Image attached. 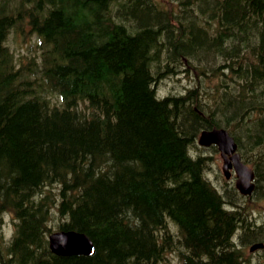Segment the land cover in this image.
<instances>
[{
    "label": "trees",
    "instance_id": "obj_1",
    "mask_svg": "<svg viewBox=\"0 0 264 264\" xmlns=\"http://www.w3.org/2000/svg\"><path fill=\"white\" fill-rule=\"evenodd\" d=\"M185 67L197 81L160 95ZM212 128L264 194V0H0V264H260L253 194L206 176ZM72 230L91 255L49 248Z\"/></svg>",
    "mask_w": 264,
    "mask_h": 264
},
{
    "label": "rangeland",
    "instance_id": "obj_2",
    "mask_svg": "<svg viewBox=\"0 0 264 264\" xmlns=\"http://www.w3.org/2000/svg\"><path fill=\"white\" fill-rule=\"evenodd\" d=\"M29 27H24L23 30L16 32H12V34L9 37V44L10 47L19 54L20 52L25 53L26 55L29 54L28 52V46L30 42L37 41V37L33 34H29ZM27 33V34H26ZM26 36L24 37V35ZM186 70H188L186 72ZM160 83L157 85V90L160 95H168L171 92H179L184 90L186 87H190L193 85V83L196 80V77L194 74H192L191 70L185 67V69H182L180 73L178 74H164L159 79ZM197 81V80H196ZM199 145V144H198ZM200 146V145H199ZM202 148V153L205 156L210 157V159L207 161L208 168L206 170V176L208 179L213 183V185L221 192L224 191V188L227 185V182H230L231 184L235 185L236 177L235 174L233 178L230 180H227L224 176V173L222 171V165H223V159L221 157L220 151L217 149H213L211 146L204 147L200 146ZM240 152V151H239ZM195 153V152H194ZM241 154V153H240ZM249 164L252 168L251 163ZM242 205L246 206L247 209L250 211V216L252 219H255L258 224H262L264 219V194L254 192L252 195L251 201L243 202ZM6 222L4 226V231L6 233H9L13 230V223L12 218L10 216H6ZM171 228H174L173 223H169ZM264 243V241H254V242H246L242 243L240 247L244 249V251L247 254H251L252 260L256 263L264 264V248L259 251H255L251 253L249 251V248L251 245L255 243ZM261 253V254H260ZM161 264H182L179 257L175 252H167L165 254V259L161 262Z\"/></svg>",
    "mask_w": 264,
    "mask_h": 264
},
{
    "label": "water",
    "instance_id": "obj_3",
    "mask_svg": "<svg viewBox=\"0 0 264 264\" xmlns=\"http://www.w3.org/2000/svg\"><path fill=\"white\" fill-rule=\"evenodd\" d=\"M201 146L216 145L223 159L222 171L225 178L236 177V188L244 195L254 193L256 189V173L253 168L243 162L238 152V143L225 128L203 130L198 138ZM51 250L58 255H91L94 252V243L85 233L77 231H59L49 236ZM264 248V243H256L250 247L254 252Z\"/></svg>",
    "mask_w": 264,
    "mask_h": 264
},
{
    "label": "bare ground",
    "instance_id": "obj_4",
    "mask_svg": "<svg viewBox=\"0 0 264 264\" xmlns=\"http://www.w3.org/2000/svg\"><path fill=\"white\" fill-rule=\"evenodd\" d=\"M205 130H208V129H205ZM194 154V153H193ZM2 228H3V226H2ZM50 248V247H49ZM58 255V254H57Z\"/></svg>",
    "mask_w": 264,
    "mask_h": 264
}]
</instances>
